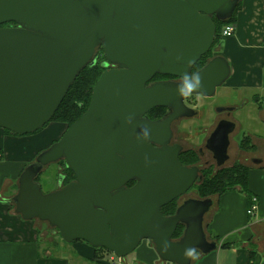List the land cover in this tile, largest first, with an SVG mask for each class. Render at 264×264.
<instances>
[{"label":"water","instance_id":"95a60500","mask_svg":"<svg viewBox=\"0 0 264 264\" xmlns=\"http://www.w3.org/2000/svg\"><path fill=\"white\" fill-rule=\"evenodd\" d=\"M241 1L0 0V129L28 136L45 128L98 48L114 67L101 75L87 112L23 171L15 213L48 223L67 244L85 242L121 259L144 242L169 264L215 251L204 226L213 199H189L168 217L162 209L203 181L198 167L181 164L183 147L170 146L171 126L194 116L187 97L212 98L230 78L223 56L194 70L214 46L213 19L229 21ZM11 23L17 27L1 28ZM157 76L181 82L151 83ZM159 108L171 112L149 120ZM235 130L223 121L211 136L219 166ZM61 161L76 182L44 194L37 179Z\"/></svg>","mask_w":264,"mask_h":264},{"label":"crops","instance_id":"0c3cea01","mask_svg":"<svg viewBox=\"0 0 264 264\" xmlns=\"http://www.w3.org/2000/svg\"><path fill=\"white\" fill-rule=\"evenodd\" d=\"M222 52L231 67L224 87L239 94L238 99L229 98L226 108L239 110L238 115L241 107L251 101L263 122L264 0L241 1L236 33ZM241 93L251 94V100L246 97L239 102ZM234 122L238 129L236 144L248 137L259 148L264 146L262 127L244 131L242 121ZM57 128L44 139L41 136L48 129L28 136H13L0 129V264H108L107 257L102 256L106 254L96 253L81 242L66 244L55 256L47 248L49 241L43 238L37 222L25 221L15 213L12 200L18 192V180L26 167L49 148L47 141L53 144L64 135V127ZM249 168L247 190L237 189L217 198L215 208L205 217V230L209 241L217 244L216 251L194 255L192 264H249L251 253L255 256L254 264H264V164ZM253 198L258 199L259 209L251 217L247 211ZM54 245L59 246L56 241ZM122 264H128L127 260L123 259ZM133 264L169 263L159 259L150 242H144L135 253Z\"/></svg>","mask_w":264,"mask_h":264},{"label":"rangeland","instance_id":"374dc122","mask_svg":"<svg viewBox=\"0 0 264 264\" xmlns=\"http://www.w3.org/2000/svg\"><path fill=\"white\" fill-rule=\"evenodd\" d=\"M12 24L13 23H11V25ZM4 26H6V25H4ZM228 40H222L220 38L216 41L213 48L211 49L210 54L208 55L207 59L205 60L206 64L209 61H211L213 58H215L217 56H221V52L223 51V49L226 45V42ZM96 57H97V63L98 64H101L102 62H104L105 57H104V53H103L102 49H99L97 51ZM224 85H222L221 87H219L217 89L215 96L212 98H200V97L195 98V100L197 99L195 104H197L200 108L203 107L202 110H204V112H202L201 119L194 120V121L183 120L181 122L176 123L174 125V128H175L176 132L179 131V133L174 138V142L175 141L180 142L181 144H183L185 146L184 148H187V149L193 148L195 150H198V148L203 147L204 141L208 137L209 130L211 129V126H213V124H214L213 119L217 118L216 113H215L216 109L218 110V109L225 108L227 106V102H228L229 98H233V99L239 98L238 93H235L234 91L229 92V90L227 88H225ZM246 97H249L251 100V94L241 93L239 102H242V100ZM240 111H241V113L238 115H236V113L239 112V110L237 112H234L231 119L232 120L236 119L238 121H242L244 131H246L250 128L259 129L260 127H262L264 130V121L262 122V120L260 118L259 111L256 109V106L254 105V103H252L250 101V103L247 104L245 107H241ZM162 114H164V112H161V113L157 112L155 114V116L159 117ZM223 114L224 113H222L221 118H223L225 116ZM61 125L65 129L63 131V134H64L67 131L69 126L62 124V123H58V122H52L45 129H48L51 126H52V128H49L46 131V133L43 136H41V138L44 139L46 135L50 136L51 135L50 133H53L54 130L55 131L58 130L57 127L60 128ZM41 132H39V133H41ZM237 132H238V129L230 137V139L233 141L231 142V145L229 148L230 160L228 161L226 166L231 167L236 161L246 163L250 167L256 166V165L251 163L252 159H263V164H264V146L262 148H259L257 144L256 145L254 144L253 141L248 140V139L246 140L245 138L243 139L245 141L242 140L244 142L243 145H241V143L236 144L235 139L237 137ZM39 133H37V134H39ZM59 140H57V141H59ZM51 144H52L51 141L46 142V146L50 145L49 148L53 144H55V142L52 145ZM249 146H253V148H251L250 150L247 149ZM207 158L209 159V157L207 156L206 158H204V160H201L200 163L204 164V161ZM33 162H35V159L33 160ZM198 163H199V161H198ZM67 177H68V172L66 170L64 163L58 162L56 164H52V165L46 167L44 169V171L42 172V174L40 175L38 181L41 184V187L44 190V192H55V191L59 190L60 188H63L66 186L67 182L70 180ZM60 178L62 179L61 185H59ZM200 185L201 184H196V186H194V188L192 190H190V192H188L183 197L177 199V201H176L177 208H179L185 201H187L189 199L202 200L198 195V186H200ZM235 192H237V191H235ZM206 199H213V201H214V207L211 208L210 212L206 215V217H208L211 214L212 210L215 208V203H216L217 197L205 198V200ZM35 222H37L36 224L41 228V233H42V236L45 239V241H49L50 246L47 248L50 249L55 256L57 255V253L59 252L61 247H64V246L67 247V245H66L67 243H65L63 241L62 237L60 236V234L58 233V231L55 228H52L48 223H43V222H40L38 220H35ZM205 226H206V221H205ZM177 240H179V239H177ZM55 241H56L57 245H59V246L54 245ZM81 243L88 245L85 242H81ZM88 247H91V246L88 245ZM91 248L94 249L93 247H91ZM136 252L137 251H135L133 254H131L125 258V260H127L128 264H133V258H134V255ZM107 253L108 252H105V251L102 253V254H106V255H102V256H104L103 258L107 257V260H108L109 255H114L112 253H109V255H108ZM198 254H202V253L195 252V256H200ZM60 255H62V252H60Z\"/></svg>","mask_w":264,"mask_h":264},{"label":"trees","instance_id":"16d2710c","mask_svg":"<svg viewBox=\"0 0 264 264\" xmlns=\"http://www.w3.org/2000/svg\"><path fill=\"white\" fill-rule=\"evenodd\" d=\"M240 8H241V3L239 4L234 15L229 21L219 22L215 18L213 19L214 23L217 26V37H216L215 43L218 39H220V31L225 25L237 23V17H238V12L240 11ZM210 52L207 55H205L201 59V61L196 65L194 72L200 70L202 67L206 65L205 60L207 59ZM104 62H105V58H104ZM104 62H102L101 64L95 63V65H93L92 67L86 68L81 73V75L78 77V79L75 81V83L71 87L66 98L64 99L63 103L61 104L60 108L58 109V111L56 112V114L54 115L50 123L58 122V123L68 125L69 126L68 128H70L87 112L91 104L93 89L96 86L101 75L106 71V68L104 67ZM162 109L164 108H159V111H161ZM49 124L47 126H49ZM47 126H45V128H47ZM45 128H43L39 132L43 131ZM5 132H7L10 135H13L8 131H5ZM245 139L250 140L248 137H246ZM243 141L241 142V145H243L244 143ZM251 148H253V146H249L247 149L250 150ZM190 162L192 163L197 162L195 156L191 157ZM64 165L66 167L65 162H64ZM249 171H250L249 168H247L246 166L236 165L233 168L224 169L214 174L213 173L207 174V176L201 182V185L198 186V195L202 200H205V198H213V197L219 198L227 193L235 192L237 191L238 187H240V190L242 192H245L244 190H247V183L249 180ZM67 178L70 179L67 182V184L71 180L75 179V176L70 169H68ZM38 180L39 178L37 179V182L39 183ZM42 191L44 194L51 193V192H44L43 189ZM176 201L177 200H175L174 202H172L171 204L167 205L166 207L162 209V213L164 216L168 217L176 213L178 209L176 206ZM184 229L185 228L182 225L178 227L177 232L174 236L175 240L180 239L183 236ZM94 250L96 253L104 252V251L108 252L104 249H94ZM254 258H255L254 253L253 254L251 253L249 264H254Z\"/></svg>","mask_w":264,"mask_h":264},{"label":"flooded vegetation","instance_id":"af4514ba","mask_svg":"<svg viewBox=\"0 0 264 264\" xmlns=\"http://www.w3.org/2000/svg\"><path fill=\"white\" fill-rule=\"evenodd\" d=\"M10 27H17L16 24H7L6 26H1V28H10ZM99 49H102V48H98L97 51ZM103 50V49H102ZM96 51V53H97ZM94 62L97 63V57H96V54H95V57H94ZM105 65H107L105 68L106 69H109V68H114L112 65L110 64H107V62L105 61L104 62ZM95 65V64H94ZM203 68V67H202ZM201 68V69H202ZM166 81H173V82H181L180 79H177V78H174V77H162V76H157L155 77L151 83H157V82H166ZM204 98L202 96H196V95H193V96H189L185 99V106L191 110H193L195 113H194V116L193 117H190V118H181L175 122H173L172 126H171V129H172V132H173V137L171 139V142H170V146H173V145H180L183 147V151L182 153L180 154V162L183 166L187 167V168H192V167H198L200 169V173H199V176L202 177V179L204 180V178L207 176V174H210V173H217L218 171H221V170H224V169H230V168H233L235 167L236 165H242V166H246L247 168H249L250 166L247 165V164H244L242 162H239V161H236L231 167H227L226 164L228 163V161L230 160V155H229V150H228V155H229V159L228 161H226L223 165H220L219 166V160L216 159L215 157L217 155H215L216 152H220L221 149L218 148V145L217 143H214L212 142L211 140V136L214 134V132L216 131V129L221 125V123L223 121H228V122H232L236 125V123L234 122V120L231 119L232 115L234 114L235 111L233 112H228V111H223L221 112V109H216V117L215 119H213V126H211V129L209 130V133H208V137L205 139L204 141V144H203V147L201 148H198V150H195L193 148H184L185 146L183 144H181L180 142L178 141H175L174 142V138L176 137V135L179 133V131L176 132L175 128H174V125L178 122H181L183 120H188V121H194V120H198V119H201V116H202V112H204V110H202V108H200L196 103L197 99L195 100V98ZM226 108V107H225ZM224 109V108H223ZM234 109V108H232ZM158 112H164V114H162L161 116H155V114ZM156 110H153L152 113L150 112L148 115H147V118L151 121H161L163 120L165 117H167L169 114H170V110L168 109H162L161 111H159V109H156ZM222 113H224L223 115H225L223 118H221V115ZM215 121V122H214ZM236 128H237V125H236ZM236 131V130H235ZM231 140V139H230ZM156 148H160L159 145H154ZM211 147V149H210ZM230 148V147H229ZM219 150V151H218ZM192 156H195L197 162L195 163H192L190 162L191 160V157ZM209 157V159L207 158L205 161H204V164H201L200 161L201 160H204V158L206 157ZM220 156V155H218ZM221 160V159H220ZM254 159L251 160V163L253 164V161ZM256 160H261L262 161V164H263V160L262 159H256ZM199 161V163H198ZM61 163H64V161H61ZM261 165V164H260ZM66 170L68 172V168L66 167ZM250 170V168H249ZM61 179V178H60ZM62 181V179H61ZM73 182H76V179L74 180H71L68 184L70 183H73ZM136 182L134 183H131L130 185L127 186L128 189L132 188L134 185H135ZM67 184V185H68ZM198 184H201V183H198ZM196 186V185H195ZM194 188V187H193ZM192 188V189H193ZM191 189V190H192ZM237 189H240V187H238ZM190 192V191H189ZM205 226V224H204Z\"/></svg>","mask_w":264,"mask_h":264},{"label":"built area","instance_id":"2783aa9c","mask_svg":"<svg viewBox=\"0 0 264 264\" xmlns=\"http://www.w3.org/2000/svg\"><path fill=\"white\" fill-rule=\"evenodd\" d=\"M235 33H236V24L225 25L220 31V38L222 40H228L232 38L235 35ZM258 209H259V201L258 199L253 198L251 206L247 211V215L251 217L255 216ZM107 254L109 255V253ZM108 259H109L107 260L108 264H122L123 263V259L117 258L115 255H109Z\"/></svg>","mask_w":264,"mask_h":264},{"label":"clouds","instance_id":"9594fccd","mask_svg":"<svg viewBox=\"0 0 264 264\" xmlns=\"http://www.w3.org/2000/svg\"><path fill=\"white\" fill-rule=\"evenodd\" d=\"M198 80H197V83L195 85H190L189 88H194V87H197L198 86Z\"/></svg>","mask_w":264,"mask_h":264}]
</instances>
